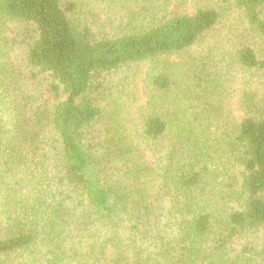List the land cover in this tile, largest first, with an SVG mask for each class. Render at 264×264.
Listing matches in <instances>:
<instances>
[{
  "label": "trees",
  "instance_id": "trees-1",
  "mask_svg": "<svg viewBox=\"0 0 264 264\" xmlns=\"http://www.w3.org/2000/svg\"><path fill=\"white\" fill-rule=\"evenodd\" d=\"M160 10L112 34L0 0V264H264V0ZM146 62L136 117L105 113L107 77Z\"/></svg>",
  "mask_w": 264,
  "mask_h": 264
},
{
  "label": "rangeland",
  "instance_id": "rangeland-1",
  "mask_svg": "<svg viewBox=\"0 0 264 264\" xmlns=\"http://www.w3.org/2000/svg\"><path fill=\"white\" fill-rule=\"evenodd\" d=\"M65 1V0H64ZM77 4L78 15L80 19L89 22L94 30L104 33H115L119 27L124 26L125 19H127L132 12L138 13L141 11L149 12L153 7L160 6L162 11L167 14L175 12L192 13L198 5L207 4L210 6H217L218 0H157V3L152 5V0H72ZM21 28L17 24H10L8 31L11 35H16L18 29ZM221 43L219 33L213 32L209 34L200 44L193 50L196 55L207 54L208 45H215ZM218 49V48H217ZM24 51L18 47L13 49L12 55L14 60L22 57ZM172 61H176V56H171ZM22 59H20L21 61ZM151 62L126 66L110 75L106 79L104 100L101 103L105 113L111 110L114 102H121V109L126 115L136 117L139 105L144 103L146 98V73L150 67ZM236 85L243 87L239 83V79L235 80ZM240 90L233 95L232 99H228L226 108L228 116L233 113L239 115V101L238 94ZM104 125L102 124V127ZM258 241L259 248L264 244V228L260 230Z\"/></svg>",
  "mask_w": 264,
  "mask_h": 264
}]
</instances>
